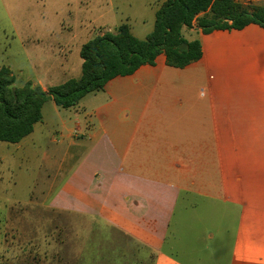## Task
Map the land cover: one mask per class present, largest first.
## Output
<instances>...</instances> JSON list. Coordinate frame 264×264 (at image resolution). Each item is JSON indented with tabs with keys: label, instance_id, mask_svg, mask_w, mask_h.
<instances>
[{
	"label": "crops",
	"instance_id": "1",
	"mask_svg": "<svg viewBox=\"0 0 264 264\" xmlns=\"http://www.w3.org/2000/svg\"><path fill=\"white\" fill-rule=\"evenodd\" d=\"M62 30L70 39L55 40L47 54L38 55L43 51L36 39L41 74L25 83L48 90L67 82L50 83L57 73L79 78L74 74L82 69L85 43L76 49L74 69H68L80 29ZM185 36L200 40L198 61L175 68L162 54L155 65L118 76L100 90L109 102L119 101L113 113L120 112L122 122L128 118L127 137L107 135L111 107L82 105L80 115L69 114L67 121L53 100L45 103L32 134L36 141L50 140L47 161H70L73 148L95 160L74 183L83 186L84 198L73 204L67 179L64 204L56 207L122 233L146 250L152 264H184L168 256L167 232L178 208L191 209L192 218L179 220L177 243L169 247L176 256H190L181 253L183 243L199 264H264V28L250 24L209 34L193 28ZM45 56L59 60L56 73L39 60ZM3 67L16 77L9 61ZM57 119L62 131L56 132ZM124 159L126 169L116 166Z\"/></svg>",
	"mask_w": 264,
	"mask_h": 264
},
{
	"label": "rangeland",
	"instance_id": "2",
	"mask_svg": "<svg viewBox=\"0 0 264 264\" xmlns=\"http://www.w3.org/2000/svg\"><path fill=\"white\" fill-rule=\"evenodd\" d=\"M165 1L0 0V68L9 61L18 87L23 86L28 77H38L41 74L36 67L38 55L47 54L45 49L55 40L71 37L62 30L63 26L67 30L80 29V36L71 44L68 56L67 67L74 69L73 63L79 58L76 49L80 44L97 35L115 32L124 23L130 26L136 38L144 39L153 31L156 12ZM237 1L245 6L264 5V0ZM188 33L186 30L185 35ZM37 38L43 51L38 55L35 50ZM39 60L45 61L46 69L53 67L55 73V67L58 70V59L56 63L55 60L48 61L46 56ZM81 71L74 74L75 77H80ZM72 78L57 73L50 83L56 85ZM167 83L171 90L175 89L173 80ZM109 100L102 91L92 92L75 107L59 110L69 121V114L80 115L82 105H88L87 108L111 107V117L105 121L107 135L111 139L127 137L128 118L122 122V114L113 113L119 107V101L111 103ZM91 118L94 119V115ZM56 121L54 130L62 131V121ZM35 137L32 134L18 144L0 142V264H152L146 250L122 233L107 229L108 226L97 221L58 210L60 208L56 206L64 204L63 186L67 179L73 186L67 194L73 204L84 198L83 186L74 183L79 174L88 172L87 167L95 160L90 161L88 154L80 155L79 150L73 148L72 160L47 161L53 148L48 146L50 140L47 144L36 141ZM119 164L126 169L127 159L117 161L116 166ZM191 214V209L178 208L171 216L167 232L168 256L176 262L178 259V263L199 264V258L185 251L183 243L180 251L189 253L188 258L178 257L169 249L177 243V223L192 218ZM184 235L186 231L182 227L181 237ZM185 246L193 247L192 244Z\"/></svg>",
	"mask_w": 264,
	"mask_h": 264
},
{
	"label": "trees",
	"instance_id": "3",
	"mask_svg": "<svg viewBox=\"0 0 264 264\" xmlns=\"http://www.w3.org/2000/svg\"><path fill=\"white\" fill-rule=\"evenodd\" d=\"M250 24L264 28V5L245 6L237 0H167L156 12L154 29L136 38L128 24L87 41L81 48L82 74L48 90L31 82L16 86L9 67L0 69V142L18 144L42 121L43 106L53 100L71 109L87 94L102 90L118 76L134 74L143 65H155L164 54L169 66L184 68L202 57L198 38L186 30L209 34L215 30H242Z\"/></svg>",
	"mask_w": 264,
	"mask_h": 264
}]
</instances>
